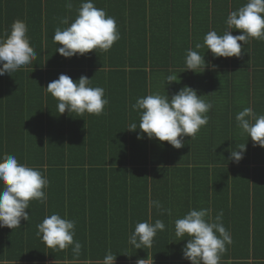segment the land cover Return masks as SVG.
Instances as JSON below:
<instances>
[{"label": "crops", "instance_id": "1", "mask_svg": "<svg viewBox=\"0 0 264 264\" xmlns=\"http://www.w3.org/2000/svg\"><path fill=\"white\" fill-rule=\"evenodd\" d=\"M246 2L111 0L109 7L107 1L94 0L115 18L120 39L107 52L97 49L64 58L55 52L61 45L52 36L56 27L68 26L58 18L74 20L81 0H72L71 12L65 0H0V36L14 20H24L37 54L32 65L0 76V158L15 155L19 163L43 171L50 182L46 206L32 200L25 210L29 219L21 220L20 228L0 227L3 262L9 263L8 254L14 253L21 264H99L109 250L116 254L115 264H136L151 259L153 252L175 251L183 258L187 241H178L174 221L193 208L211 209L213 218L223 213L233 241L225 255L264 252V148L253 146L235 120L245 107L264 115V41L238 42L241 56L235 58L252 62L250 77L245 67L242 74L231 68L234 57L214 59L204 48L199 51L210 62L205 70L181 72L186 51L203 44L210 30L222 35L229 12ZM239 34L232 30V35ZM60 74L74 81L83 75L91 79L90 86L104 88L109 101L104 113L58 114L57 100L43 88ZM172 74H178V83H167ZM233 74L250 86L248 103L232 99ZM185 85L212 104L207 125L194 139L185 136L184 146L176 149L166 141L137 139L140 130L127 129L140 122L131 108L137 98L153 93L171 97ZM242 143V163H234L229 151ZM150 200L163 207L150 208ZM53 213L75 221L74 239L82 245L78 258L71 247L48 248L37 235V225ZM149 217L162 220L165 230L157 233L151 248L135 249L128 237ZM178 258L165 264L180 262ZM220 264H264V259H222Z\"/></svg>", "mask_w": 264, "mask_h": 264}, {"label": "clouds", "instance_id": "2", "mask_svg": "<svg viewBox=\"0 0 264 264\" xmlns=\"http://www.w3.org/2000/svg\"><path fill=\"white\" fill-rule=\"evenodd\" d=\"M65 7L71 12L72 0H65ZM58 19L60 25L68 26L56 27L52 40L56 45H61L56 47L55 52L64 58L84 55L93 50L96 52L97 49L107 52L120 39L115 18L103 8L96 7L94 0H81L71 23L68 16ZM225 24L222 35L214 29L210 30L205 34L203 44L196 43L194 49L186 51L185 67L181 72L187 70L200 74L205 70L210 62L206 63L205 51L201 53V48L209 50L214 59L240 57L242 44L238 42L246 45L250 39L264 41V0H247L229 12ZM232 30H239L241 34L232 35ZM27 31L26 22L16 19L8 32L0 36V76L5 73L10 75L35 61L37 54L30 46ZM166 81L178 83V74L168 75ZM90 85L91 79L86 76L81 75L74 81L70 76L60 74L43 89L57 100L58 114H64L67 110L78 117L85 112L99 116L104 113L109 101L105 98L104 88ZM201 97L195 89L185 85L171 97L153 93L137 98L131 108L139 113L140 122L130 123L127 129H139L137 139L146 136L159 142L166 141L173 148L180 149L184 146L185 136L194 139L200 128L208 123L207 113L212 104ZM235 120L242 132L251 139L253 146L264 148V115H257L251 107H245L236 114ZM245 151L246 143L235 144L229 151V159L239 163ZM49 183L43 171L19 163L15 155L5 154L0 158V227L20 228L21 220L29 219L25 210L29 209L32 200L46 206L48 197L45 189ZM153 206L157 209L163 207L158 200H150L149 207ZM222 217V212L213 218L211 209L193 208L174 221L178 241H187L182 248V255L190 264H220L226 245L233 242L230 232L222 223ZM165 227L162 220L152 222L149 217L135 225L128 243L135 249L151 248L155 236ZM37 228V235L48 248L65 250L71 247L74 257L81 255L82 245L74 239V220L53 213L45 216ZM115 260L116 254L109 250L99 264H115ZM0 264L6 262L0 261ZM136 264H153V258L139 259Z\"/></svg>", "mask_w": 264, "mask_h": 264}, {"label": "trees", "instance_id": "3", "mask_svg": "<svg viewBox=\"0 0 264 264\" xmlns=\"http://www.w3.org/2000/svg\"><path fill=\"white\" fill-rule=\"evenodd\" d=\"M102 1H105V2L107 1L109 7H111L110 6L111 0H102ZM233 61H236V59L235 58L231 59V63H230L231 68H234V67H237V66H241V65H242V67H246L247 66V62L246 61H243L242 63L236 64V65L234 64ZM70 63H71L70 64L71 67L75 66L74 64H72L71 61H70ZM255 63H256V65L260 64L259 61H256ZM41 162H43V160ZM239 163H242V159L239 161ZM254 245H255V243H254ZM135 255L137 257V253ZM143 256H147V254L144 253ZM5 257H6L5 253H0V261H4ZM151 257L153 258V260L155 262H157L156 264H165V262L168 261L169 259L177 260L178 255H177V252H175V251H171V252L167 251V252H163V253H158V252L155 253V252H153V253H151ZM8 258H9L8 260H10V261L7 264H21V263H16V260H18V259H16V256L14 255V253L8 254ZM178 259H180V262H176L175 264H190L188 262V260H186L184 258H178ZM222 259H224V260H227V259H230V260H248V259L257 260V259H264V252L262 250H260V251L253 250L251 252L250 251H246V252H240V253H226V255H225V252H224L221 255L220 260H222ZM171 264H174V262L171 263Z\"/></svg>", "mask_w": 264, "mask_h": 264}, {"label": "rangeland", "instance_id": "4", "mask_svg": "<svg viewBox=\"0 0 264 264\" xmlns=\"http://www.w3.org/2000/svg\"><path fill=\"white\" fill-rule=\"evenodd\" d=\"M235 58V57H234ZM236 59V58H235ZM243 61H246L247 62V66L245 67L246 69H247V74H248V76L250 77V73H251V71L250 70H248V69H251V68H253L252 66V62L251 61H247V60H239V59H236V61H233L234 62V64L236 65V64H239V63H242ZM253 64H255V62L253 61ZM237 73H240V74H242V65L241 66H237V67H234L233 68ZM243 73H245V72H243ZM247 75H245V81H246V79H247V77H248ZM231 80H232V82H231V93H232V99L234 100V101H238V100H240L241 98H243L244 100H245V103H248L247 101H246V99L248 98V89L250 88V86H247V82H245L243 85H242V77H237V76H235L234 74L232 75V77H231ZM251 86L253 87V89H255L256 88V85H255V83L254 84H251ZM260 88H263L264 89V87L263 86H261ZM234 90V91H233ZM233 91V92H232ZM257 94V93H256ZM254 97H257L255 94H254V96H253V98Z\"/></svg>", "mask_w": 264, "mask_h": 264}]
</instances>
